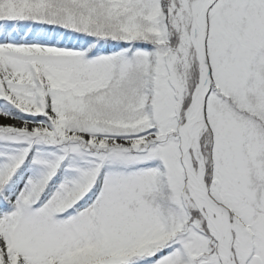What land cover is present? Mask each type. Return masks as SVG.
<instances>
[{
    "label": "snow or ice",
    "instance_id": "snow-or-ice-1",
    "mask_svg": "<svg viewBox=\"0 0 264 264\" xmlns=\"http://www.w3.org/2000/svg\"><path fill=\"white\" fill-rule=\"evenodd\" d=\"M0 264H264V0H0Z\"/></svg>",
    "mask_w": 264,
    "mask_h": 264
}]
</instances>
